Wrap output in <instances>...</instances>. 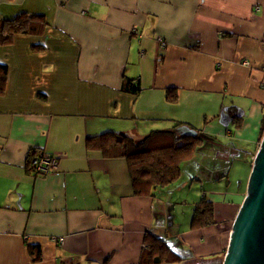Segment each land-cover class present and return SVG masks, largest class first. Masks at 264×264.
Returning a JSON list of instances; mask_svg holds the SVG:
<instances>
[{
    "label": "crops",
    "instance_id": "crops-1",
    "mask_svg": "<svg viewBox=\"0 0 264 264\" xmlns=\"http://www.w3.org/2000/svg\"><path fill=\"white\" fill-rule=\"evenodd\" d=\"M20 13L46 25L0 46V264H140L146 234L186 259L170 264L221 260L264 114V0H0V19ZM176 123L202 144L176 182L144 195L124 159L86 149ZM30 150L54 155L55 173L33 175ZM202 197L214 224L193 230Z\"/></svg>",
    "mask_w": 264,
    "mask_h": 264
},
{
    "label": "trees",
    "instance_id": "trees-1",
    "mask_svg": "<svg viewBox=\"0 0 264 264\" xmlns=\"http://www.w3.org/2000/svg\"><path fill=\"white\" fill-rule=\"evenodd\" d=\"M46 23L41 16H32L26 13L17 14L11 19H0V46L12 43L15 35L41 34ZM7 69L0 65V95L5 91ZM122 89L125 92L137 95L140 92L138 80L124 79ZM165 99L169 103L177 100L174 89L166 91ZM239 119L238 116H234ZM189 125L176 123L169 130L151 131L140 140H134L124 133L106 132L88 138L86 149L97 151L103 158H122L126 161L131 186L134 195H144L152 188H163L176 182L181 176V164L192 159L202 139L196 131L195 136L181 135L177 128ZM239 123H236V127ZM195 131V130H194ZM264 133V114L259 132V142ZM37 154L30 150L27 156V165L31 166L32 159ZM214 210L211 202L202 197L195 205L191 218V229H201L214 224ZM147 248L142 255L140 264H170L174 261L184 262L186 259L175 253L163 239L152 234H146ZM32 261L41 258L37 246H28ZM221 260L204 261L193 259V264H221Z\"/></svg>",
    "mask_w": 264,
    "mask_h": 264
},
{
    "label": "water",
    "instance_id": "water-1",
    "mask_svg": "<svg viewBox=\"0 0 264 264\" xmlns=\"http://www.w3.org/2000/svg\"><path fill=\"white\" fill-rule=\"evenodd\" d=\"M176 131L196 135L187 126ZM221 264H264V133L251 162L245 196L233 220Z\"/></svg>",
    "mask_w": 264,
    "mask_h": 264
},
{
    "label": "built area",
    "instance_id": "built-area-1",
    "mask_svg": "<svg viewBox=\"0 0 264 264\" xmlns=\"http://www.w3.org/2000/svg\"><path fill=\"white\" fill-rule=\"evenodd\" d=\"M160 40V39H159ZM162 46L164 42L160 40ZM57 170V159L50 152L44 151L35 156L31 162L32 174L36 177H47L55 173ZM59 242L61 239L58 240Z\"/></svg>",
    "mask_w": 264,
    "mask_h": 264
},
{
    "label": "rangeland",
    "instance_id": "rangeland-1",
    "mask_svg": "<svg viewBox=\"0 0 264 264\" xmlns=\"http://www.w3.org/2000/svg\"><path fill=\"white\" fill-rule=\"evenodd\" d=\"M258 145H259V142H258ZM258 145H257V147H256V150H257V148H258ZM256 150H255V151H256Z\"/></svg>",
    "mask_w": 264,
    "mask_h": 264
}]
</instances>
